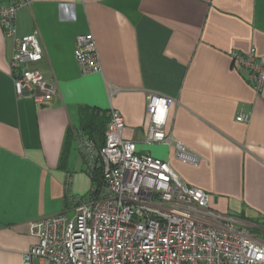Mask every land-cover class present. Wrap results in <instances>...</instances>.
I'll return each mask as SVG.
<instances>
[{
  "label": "crops",
  "instance_id": "0c3cea01",
  "mask_svg": "<svg viewBox=\"0 0 264 264\" xmlns=\"http://www.w3.org/2000/svg\"><path fill=\"white\" fill-rule=\"evenodd\" d=\"M17 28L19 36L38 31L44 57L29 66L57 93L44 103L16 95L14 40L0 26V264H24L37 241L31 222L74 214L72 196L89 193L74 136L81 109L120 110L140 153L169 161L210 194L214 210L263 238L264 89L245 80L231 54L254 46L264 61V0H30ZM89 32L101 72L83 73L75 57L76 37ZM150 93L177 100L166 130L201 157L198 165L179 160L173 145L146 142ZM241 111L248 122L236 119Z\"/></svg>",
  "mask_w": 264,
  "mask_h": 264
},
{
  "label": "built area",
  "instance_id": "2783aa9c",
  "mask_svg": "<svg viewBox=\"0 0 264 264\" xmlns=\"http://www.w3.org/2000/svg\"><path fill=\"white\" fill-rule=\"evenodd\" d=\"M30 0H12L0 8V26L14 40L10 61L18 97L49 102L57 93L29 63L44 57L38 31L18 35L17 13ZM75 57L83 73L102 71L97 43L89 32L76 37ZM236 67L257 91L264 89V61L256 47L231 54ZM147 143L175 147L182 162L198 165L201 157L166 130L177 100L147 96ZM105 143L99 147L83 132L75 142L88 173L98 175L86 197L72 196L74 214L63 211L34 220L37 241L23 254L24 264H264V224L257 237L230 215L214 210L210 194L181 179L169 161L140 153L124 136L126 122L116 108L108 111ZM249 112L236 119L248 122Z\"/></svg>",
  "mask_w": 264,
  "mask_h": 264
},
{
  "label": "trees",
  "instance_id": "16d2710c",
  "mask_svg": "<svg viewBox=\"0 0 264 264\" xmlns=\"http://www.w3.org/2000/svg\"><path fill=\"white\" fill-rule=\"evenodd\" d=\"M109 116L104 110L81 109L80 127L83 134L92 139L99 147L105 143V131ZM98 175L93 176L92 183H97Z\"/></svg>",
  "mask_w": 264,
  "mask_h": 264
},
{
  "label": "water",
  "instance_id": "95a60500",
  "mask_svg": "<svg viewBox=\"0 0 264 264\" xmlns=\"http://www.w3.org/2000/svg\"><path fill=\"white\" fill-rule=\"evenodd\" d=\"M42 105H45V104H42Z\"/></svg>",
  "mask_w": 264,
  "mask_h": 264
},
{
  "label": "rangeland",
  "instance_id": "374dc122",
  "mask_svg": "<svg viewBox=\"0 0 264 264\" xmlns=\"http://www.w3.org/2000/svg\"><path fill=\"white\" fill-rule=\"evenodd\" d=\"M262 236V235H261Z\"/></svg>",
  "mask_w": 264,
  "mask_h": 264
}]
</instances>
